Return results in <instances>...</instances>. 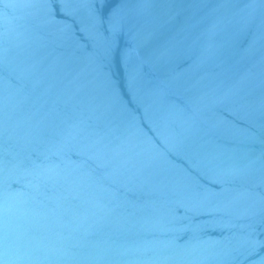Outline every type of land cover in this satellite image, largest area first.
<instances>
[{
	"label": "water",
	"instance_id": "obj_1",
	"mask_svg": "<svg viewBox=\"0 0 264 264\" xmlns=\"http://www.w3.org/2000/svg\"><path fill=\"white\" fill-rule=\"evenodd\" d=\"M0 264H264V0H0Z\"/></svg>",
	"mask_w": 264,
	"mask_h": 264
}]
</instances>
